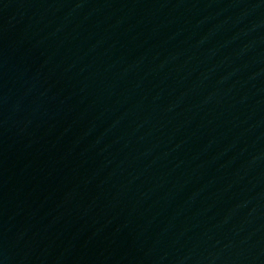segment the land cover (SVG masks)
<instances>
[{"label": "water", "instance_id": "95a60500", "mask_svg": "<svg viewBox=\"0 0 264 264\" xmlns=\"http://www.w3.org/2000/svg\"><path fill=\"white\" fill-rule=\"evenodd\" d=\"M0 264H264V0H0Z\"/></svg>", "mask_w": 264, "mask_h": 264}]
</instances>
